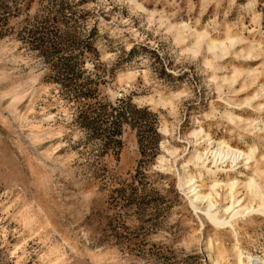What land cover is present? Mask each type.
I'll return each instance as SVG.
<instances>
[{
    "label": "rangeland",
    "instance_id": "obj_1",
    "mask_svg": "<svg viewBox=\"0 0 264 264\" xmlns=\"http://www.w3.org/2000/svg\"><path fill=\"white\" fill-rule=\"evenodd\" d=\"M180 22L212 38L240 33L245 40L213 71L203 63L211 57L204 45L193 56L185 49L191 38L174 40L170 25ZM28 31L55 52L38 49ZM250 41L264 48V0H0V264H212L206 240L215 234L230 250V229L216 231L190 207L178 173L198 125L215 141L255 144L257 159L264 154L263 133L221 118L222 99L242 100L264 75L253 87L221 94L212 78L233 67L264 68V54L248 57ZM128 70L135 78H120ZM77 91L89 97L78 99ZM177 91L186 93L173 111L145 101ZM115 109L124 116L109 136L103 130ZM235 113L264 121L262 106ZM87 114L92 129L80 125ZM161 144L175 147V158ZM258 216L235 228L240 247L264 259ZM224 257L233 264L229 252Z\"/></svg>",
    "mask_w": 264,
    "mask_h": 264
},
{
    "label": "bare ground",
    "instance_id": "obj_2",
    "mask_svg": "<svg viewBox=\"0 0 264 264\" xmlns=\"http://www.w3.org/2000/svg\"><path fill=\"white\" fill-rule=\"evenodd\" d=\"M247 8L250 10L252 4L249 3ZM170 28H174V40L178 43H187L188 39L191 38L185 49L193 56L198 54L204 45L206 52L211 57H204L203 63L213 71L223 69L218 61L224 58L236 43L245 40L244 37L240 36V33H227L222 39L212 38L206 28L192 29L190 25L184 22L170 25ZM255 53L264 54V48L261 47V43L250 41L248 57L251 58ZM242 73H245L248 83L244 80L240 83L239 89H234V85ZM120 75V78L130 81L135 78L136 72L128 70ZM262 75H264V68L259 70L233 67L230 75L218 77L213 74L212 78L216 80L218 94L222 93L223 88H226L228 93H238L255 86ZM185 93V91L170 92L167 95L158 93L157 97L150 96L145 101L173 111L175 103ZM261 96L264 97V82L259 86L256 85L252 92L242 100L236 98L222 99L225 107L221 118L234 127L243 123L244 129H248L251 135L258 132L264 134V121L243 118L235 113L236 109L240 107H248L254 111L261 106L264 108V104L253 106V102ZM160 130L165 135L169 134L166 124H163ZM189 136L194 139L193 148L189 157L181 165V172L178 173L179 189L185 194L194 211L201 212L216 231L230 229L235 241L229 250L223 247L217 234L214 237H208L206 247L213 251L215 256L212 259V264H227L224 257L226 252L231 254L233 264H264V259L246 253L240 247L237 241L238 232L235 228L237 221L241 219H251L254 215L264 218V184L258 181L264 178V169L260 168L261 162L259 163V160L264 162V154H260L257 159V146L255 144L246 145L245 149H241L231 146L224 139L215 141L201 125L191 130ZM238 136L241 135L238 134ZM262 140L264 141V136ZM161 146L169 157L175 158L178 151L175 147L165 148L163 144ZM158 161L159 168L166 171L170 169L166 157L161 156ZM240 166L246 171L239 170ZM232 173L234 177H231ZM201 205L203 206L202 209L200 208Z\"/></svg>",
    "mask_w": 264,
    "mask_h": 264
},
{
    "label": "trees",
    "instance_id": "obj_3",
    "mask_svg": "<svg viewBox=\"0 0 264 264\" xmlns=\"http://www.w3.org/2000/svg\"><path fill=\"white\" fill-rule=\"evenodd\" d=\"M28 37L30 38L32 44H35L36 47L38 49H40L42 52L43 51H46V49H49L50 52H55V47H54V44L50 45V47L46 48V46L44 45V41H43V38L41 37H36L34 35V32L33 31H28ZM69 57H63V58H60L61 60V63H60V67L62 69H65L66 71L69 72V70L71 71L72 68H73V65H71L69 63L70 59H68ZM65 79H68V78H65ZM71 80V79H69ZM76 97L79 99V98H88L89 94H84L83 91H77V92H74ZM97 111V110H96ZM85 113H88V112H85ZM95 113V111L93 112ZM115 113V114H114ZM100 115L98 114L96 117H99ZM108 117H110L112 119V121H106L109 123V127L106 128V130H103L104 133H107V135L109 136H114L117 134V123H116V120L117 118H122L124 116V113L122 112H119L117 109H115V111H111V113L107 114ZM94 118H92L90 116V114H87L85 116H83V121L82 123L80 124L82 127L84 128H93V125H94ZM99 130L98 128H94V130L92 132H94L93 134L97 133Z\"/></svg>",
    "mask_w": 264,
    "mask_h": 264
}]
</instances>
